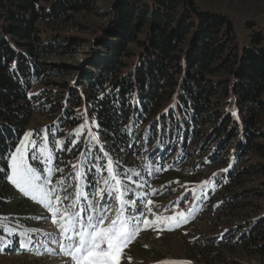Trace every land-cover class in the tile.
<instances>
[{"label": "trees", "instance_id": "1", "mask_svg": "<svg viewBox=\"0 0 264 264\" xmlns=\"http://www.w3.org/2000/svg\"><path fill=\"white\" fill-rule=\"evenodd\" d=\"M102 7L104 21L81 27L89 36L65 32ZM251 28L240 46L232 19L194 0H0V169L10 174L7 154L39 115L48 121L31 132L49 130L41 146L53 159L32 161L30 151L29 161L44 175L63 169L53 182L67 186L76 172L101 181L109 158L140 174L146 199H166L164 186L185 177L202 197L196 213L225 228L195 243V258L226 263L231 246L264 257V202L241 203L264 198V181L245 189L264 176V33ZM86 44L81 66L50 62ZM26 204L0 171V213L28 222L35 209Z\"/></svg>", "mask_w": 264, "mask_h": 264}, {"label": "snow or ice", "instance_id": "2", "mask_svg": "<svg viewBox=\"0 0 264 264\" xmlns=\"http://www.w3.org/2000/svg\"><path fill=\"white\" fill-rule=\"evenodd\" d=\"M95 126L99 127L98 124ZM84 127L85 125H81V128ZM48 134L49 130H40L35 134L31 131L26 133L7 154L10 160V174L7 171L8 166L0 169L21 194L45 207L51 213L52 222L58 225V233L46 232L43 238L33 239L25 233L27 239L21 242L22 247L31 246L36 254H43L41 249L47 250V245L52 243L57 244L60 251L70 258L69 264H121L124 247L142 228L152 226L153 221L149 217H155L157 222L161 219L173 222L168 230L187 222L184 212L163 218L158 216L149 207L153 201L146 199V193L141 194L137 191L142 185L134 176L139 177L140 174L135 173L133 176L131 169H119L118 163L114 168V162L110 158L106 164L100 165L102 171L107 173V176H101L102 183L101 181L91 183V190L81 184H75L73 192H68L64 179L53 182L51 178L53 172H63V169L50 168L48 175H44V169H38L29 161L30 151L32 161L42 159L40 153H44L47 148L41 146V142L47 139ZM34 136L40 137V140ZM93 141L99 143L96 134L90 132L88 142ZM36 148H39V152ZM82 155L86 156L84 153ZM103 156L108 157L109 153L103 152ZM52 159L49 153L47 161L51 162ZM74 175L77 180L84 178V174L80 172ZM110 180L114 183H110ZM0 231L8 232L7 235L0 237L2 251L11 243L8 237L17 233L8 231L2 224Z\"/></svg>", "mask_w": 264, "mask_h": 264}, {"label": "rangeland", "instance_id": "3", "mask_svg": "<svg viewBox=\"0 0 264 264\" xmlns=\"http://www.w3.org/2000/svg\"><path fill=\"white\" fill-rule=\"evenodd\" d=\"M197 5L204 9L214 12H219L228 15L236 28L238 34V40L240 46L247 45L249 43V34L252 32L254 26L255 29H261L264 33V1L256 0H194ZM102 4V3H100ZM104 5V4H102ZM104 7L100 10L99 14H91L86 17H80L79 24H68L65 26V32L67 34H80L89 36L92 32L83 31L82 26L87 23L92 24L96 22L104 21L107 16ZM83 22V24H81ZM253 23V25H252ZM82 27V28H81ZM264 46V43H263ZM88 45L78 47V51L70 57L64 58H50V62L53 65L61 66L62 64H70L74 67H79L83 64L86 56L83 52ZM83 49V51H81ZM47 119L39 115H35L28 126V130L33 131L37 127H41L47 123ZM27 143V141H25ZM233 142L230 146L225 144L222 152L226 154V149L232 148ZM50 151L48 149L43 153L44 157H48ZM245 158V162H246ZM182 173L181 170L175 171V173ZM204 172L203 176L198 179L203 180V177L208 176V172ZM183 174V173H182ZM181 174V175H182ZM185 175V174H184ZM92 178V177H91ZM179 178V184H170L164 186L165 195H162L166 199L160 197H154L153 204L150 205L158 216L169 217L178 212H184L187 217V222L180 226L173 227V230H168L172 226L173 222L161 219L159 222L155 220V217H149L153 221L152 226L142 228L137 235L133 237L130 243H128L123 249V255L121 264H164V262H190V264H205L204 260L195 258V243L200 244V241L206 238L216 237L222 230L218 229L219 222L208 216L207 214H197L199 202L202 197L200 194H194L191 190L194 188L190 186V182L183 177ZM73 179L67 184L68 192H73V185L75 184H91L95 183V179L92 178V182ZM197 180V181H198ZM264 181V176L260 178H254V180L247 181L245 189L255 186L262 188L261 182ZM14 193H16L21 200L27 201L26 205L34 207V213L29 215L28 222H20L18 220H10L5 215L0 213V223H5V228L17 233L14 242L11 245V249L8 255L0 256V264H69L70 258L65 256L57 244L49 243L47 250L41 249L43 254H36L31 246L22 247L21 242L27 239V236H31L33 239L43 238L44 233H58V225L54 224L51 219V213L46 210L39 202L33 201L30 197H25L19 192V190L11 183ZM91 190L90 186L88 188ZM183 191V192H180ZM180 192V193H179ZM148 198V197H147ZM153 198V197H151ZM241 203H249L250 200L263 203L264 198L244 197ZM137 203V207H139ZM250 207V206H245ZM39 217V219H38ZM8 221V222H7ZM226 226V225H224ZM27 234L24 235V234ZM226 257L228 260L226 263L217 264H264L263 256L250 255L243 250L241 246H231L225 248ZM194 256V258H192ZM139 257V258H138Z\"/></svg>", "mask_w": 264, "mask_h": 264}]
</instances>
